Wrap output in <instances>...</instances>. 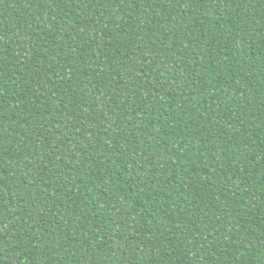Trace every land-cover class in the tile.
Returning a JSON list of instances; mask_svg holds the SVG:
<instances>
[{
    "label": "trees",
    "instance_id": "16d2710c",
    "mask_svg": "<svg viewBox=\"0 0 264 264\" xmlns=\"http://www.w3.org/2000/svg\"><path fill=\"white\" fill-rule=\"evenodd\" d=\"M0 264H264V0H0Z\"/></svg>",
    "mask_w": 264,
    "mask_h": 264
}]
</instances>
